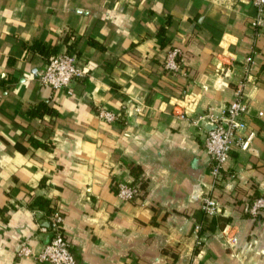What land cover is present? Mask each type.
I'll use <instances>...</instances> for the list:
<instances>
[{
  "label": "crops",
  "instance_id": "obj_1",
  "mask_svg": "<svg viewBox=\"0 0 264 264\" xmlns=\"http://www.w3.org/2000/svg\"><path fill=\"white\" fill-rule=\"evenodd\" d=\"M256 16L252 0H0V264H44L33 255L54 209L76 264H264V208L246 212L264 198ZM172 48L176 71L163 67ZM56 52L87 74L53 90L38 74ZM239 85L254 137L214 185L209 125L189 120L219 114ZM98 106L120 120H99ZM129 181L141 194L120 200L115 184ZM204 197L220 213L205 214Z\"/></svg>",
  "mask_w": 264,
  "mask_h": 264
},
{
  "label": "built area",
  "instance_id": "obj_2",
  "mask_svg": "<svg viewBox=\"0 0 264 264\" xmlns=\"http://www.w3.org/2000/svg\"><path fill=\"white\" fill-rule=\"evenodd\" d=\"M257 9V16L252 25H260L261 14L264 12V0H252ZM179 50L172 48L164 56L163 67L169 71L178 69ZM87 74L86 68L77 64L76 56L68 52H56L49 55L38 74V83L53 90L67 88L73 79H80ZM242 86H237L233 91L232 99L227 102L215 115L211 112H204L189 120L192 125H209L205 129L202 146L208 157V173L213 184H219L222 180V166L229 153L233 150L247 151L250 147L254 131L247 128L245 115L247 105L242 98ZM67 92L68 89H67ZM96 117L106 123L120 120L121 114L112 112L98 106L94 110ZM116 195L120 200H134L141 194V186L137 181L127 183L117 182L115 184ZM264 208V199L259 196L254 198L246 209L249 214L259 213ZM200 209L207 215L220 213L218 201L212 197H204L200 203ZM47 224L50 230V238L43 245L42 249L35 255L26 244H21L16 250L18 256L33 255L37 262L44 264H76L69 242L62 232V215L54 209L47 215ZM41 230H44L42 227ZM233 242V240H232ZM198 243V241L196 242Z\"/></svg>",
  "mask_w": 264,
  "mask_h": 264
},
{
  "label": "rangeland",
  "instance_id": "obj_3",
  "mask_svg": "<svg viewBox=\"0 0 264 264\" xmlns=\"http://www.w3.org/2000/svg\"><path fill=\"white\" fill-rule=\"evenodd\" d=\"M259 196H261L262 197V194L260 195V194H258V195H256V196H254L250 201H248V204H247V206H246V209L248 208V206L251 204V202H252V200L254 199V198H257V197H259ZM264 199V198H263ZM262 211V209H260V212ZM247 213H248V211H246ZM259 212V213H260ZM259 213H255L253 216H256V215H258ZM249 214V213H248ZM232 240L233 239H230L229 240V243H231L232 242ZM252 245H254V244H252ZM234 246V245H233ZM247 248H249V246H246Z\"/></svg>",
  "mask_w": 264,
  "mask_h": 264
},
{
  "label": "trees",
  "instance_id": "obj_4",
  "mask_svg": "<svg viewBox=\"0 0 264 264\" xmlns=\"http://www.w3.org/2000/svg\"><path fill=\"white\" fill-rule=\"evenodd\" d=\"M33 46H34V47H37L38 44H34ZM42 203H44V200H40V201H38L37 205H38L39 207H41V206H42ZM49 213H50V210H47L46 215H48Z\"/></svg>",
  "mask_w": 264,
  "mask_h": 264
}]
</instances>
